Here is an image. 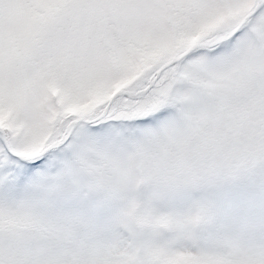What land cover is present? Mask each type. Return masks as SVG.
I'll return each instance as SVG.
<instances>
[{
	"label": "snow or ice",
	"instance_id": "obj_1",
	"mask_svg": "<svg viewBox=\"0 0 264 264\" xmlns=\"http://www.w3.org/2000/svg\"><path fill=\"white\" fill-rule=\"evenodd\" d=\"M0 264H264V0H0Z\"/></svg>",
	"mask_w": 264,
	"mask_h": 264
},
{
	"label": "rangeland",
	"instance_id": "obj_2",
	"mask_svg": "<svg viewBox=\"0 0 264 264\" xmlns=\"http://www.w3.org/2000/svg\"><path fill=\"white\" fill-rule=\"evenodd\" d=\"M233 110L236 111L241 118V125L238 129L234 130L233 132L229 133L228 135L230 137H233L235 139H244L246 135L250 133L251 125L248 122L250 117L245 112L244 108L239 104L233 105Z\"/></svg>",
	"mask_w": 264,
	"mask_h": 264
}]
</instances>
